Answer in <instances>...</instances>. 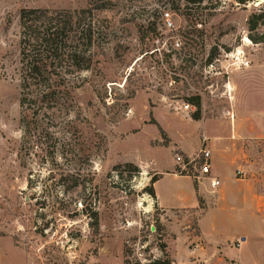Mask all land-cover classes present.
<instances>
[{"label": "rangeland", "instance_id": "374dc122", "mask_svg": "<svg viewBox=\"0 0 264 264\" xmlns=\"http://www.w3.org/2000/svg\"><path fill=\"white\" fill-rule=\"evenodd\" d=\"M110 1L91 70L68 74L71 97L47 110L20 107V13L89 0H0V264H192L198 244L204 260L264 264V43L248 37L264 0ZM206 147L221 188L159 208L153 177L205 182L177 158ZM225 205H245L244 223Z\"/></svg>", "mask_w": 264, "mask_h": 264}, {"label": "trees", "instance_id": "16d2710c", "mask_svg": "<svg viewBox=\"0 0 264 264\" xmlns=\"http://www.w3.org/2000/svg\"><path fill=\"white\" fill-rule=\"evenodd\" d=\"M198 4L205 0H185ZM213 2V0H210ZM216 1L217 5L219 0ZM110 0H89V7L76 11H54L49 9H23L19 17L21 100L20 107L28 105L52 110L63 105L61 100L70 98L76 85L67 79L68 74L91 70L97 32L94 18L97 13L113 7ZM264 9L257 11L249 22V39L255 44L264 43ZM35 89L32 92V89ZM36 94V95H34ZM34 95L36 99H30ZM36 130V128H35ZM125 168L139 173L132 163ZM153 177L149 194L156 198ZM148 190V189H147ZM153 264H173L171 261H155Z\"/></svg>", "mask_w": 264, "mask_h": 264}, {"label": "crops", "instance_id": "0c3cea01", "mask_svg": "<svg viewBox=\"0 0 264 264\" xmlns=\"http://www.w3.org/2000/svg\"><path fill=\"white\" fill-rule=\"evenodd\" d=\"M212 169H213V163H212ZM213 171V170H212ZM215 176V175H214ZM217 177V176H215ZM205 182L198 181V183L190 176H180L170 173L161 174L160 177H158V180L154 183V190L156 195V202L159 206V208L173 212V211H180L185 210L189 208H197L199 207V199H205L207 196V191L209 190V183L207 180H204ZM210 188V187H209ZM246 191H244L245 193ZM245 205H225L223 207V215L225 216H231V211H234V216L240 217V221L244 223V220L241 218H244L243 215L245 213ZM240 210V211H239ZM243 213V214H242ZM251 217V216H250ZM254 220V219H252ZM255 223V232L262 231L264 232V225L259 222V219H256ZM225 223V220L222 219ZM255 222V221H254ZM264 222V220H262ZM241 223V222H240ZM226 225V224H225ZM245 239V240H244ZM240 242L242 243L241 247H246V244L249 242V238L247 236H241ZM204 248H196L193 250H190V256L193 259L195 256L202 255L199 252L204 251ZM217 252L214 251L208 257L216 254ZM235 257V256H234ZM234 257L226 256L225 258L229 261H235L239 264H247L246 256L240 255L235 259ZM179 259V257H176V261ZM185 263V262H184ZM190 263V262H188ZM260 264L262 263L261 259L259 257L255 258L254 264ZM178 264L180 262L178 261Z\"/></svg>", "mask_w": 264, "mask_h": 264}, {"label": "built area", "instance_id": "2783aa9c", "mask_svg": "<svg viewBox=\"0 0 264 264\" xmlns=\"http://www.w3.org/2000/svg\"><path fill=\"white\" fill-rule=\"evenodd\" d=\"M166 22H167V24L169 26L172 25L170 19L167 18ZM188 108H189V106L186 107V109H188ZM199 157L201 159L199 162H197V161H186L185 162V160L182 157H180V156L177 159H178V161L180 163L184 164V166H183L184 170L188 166L190 168H192V170H194V172L197 174V175H195L196 179H198V180H201V179L207 180L208 183H209V187H210L211 191L214 193V192L218 191L221 188L222 182H221V180L218 177H215L213 175V173H212V163H213L212 150L209 147L203 148L200 151ZM239 173L243 174L244 172L239 170ZM239 243L241 244L240 241H239ZM199 246H200L199 244L196 245V247L194 249L199 248ZM192 260H193L192 264H239V263L234 262V261H229L225 257L219 256L218 253L210 256L206 260L201 259L200 256H195Z\"/></svg>", "mask_w": 264, "mask_h": 264}, {"label": "water", "instance_id": "95a60500", "mask_svg": "<svg viewBox=\"0 0 264 264\" xmlns=\"http://www.w3.org/2000/svg\"><path fill=\"white\" fill-rule=\"evenodd\" d=\"M245 240V239H244Z\"/></svg>", "mask_w": 264, "mask_h": 264}]
</instances>
